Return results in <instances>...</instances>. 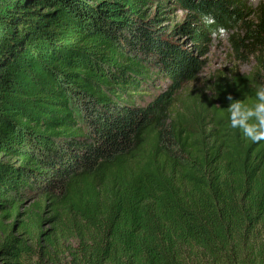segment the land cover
<instances>
[{
	"label": "trees",
	"instance_id": "1",
	"mask_svg": "<svg viewBox=\"0 0 264 264\" xmlns=\"http://www.w3.org/2000/svg\"><path fill=\"white\" fill-rule=\"evenodd\" d=\"M221 26L254 68L192 92ZM262 85L264 0H0V264H264V141L227 111Z\"/></svg>",
	"mask_w": 264,
	"mask_h": 264
},
{
	"label": "rangeland",
	"instance_id": "2",
	"mask_svg": "<svg viewBox=\"0 0 264 264\" xmlns=\"http://www.w3.org/2000/svg\"><path fill=\"white\" fill-rule=\"evenodd\" d=\"M258 1L259 0H251V3L256 5ZM186 15L187 14L185 12L179 10H175L172 13L169 12L166 16L167 21H165L164 26H167L168 29L172 28L175 24L183 22L186 18ZM210 39L212 40V43L209 47V53L206 57L201 58V60L206 64L202 70V75L200 76V79L196 85L194 84L188 87V90L192 92H198V90L204 88L214 74H221L227 69H234L236 72H240V74H249L254 68L252 60L241 64V62H237L232 58L228 34L223 40L214 39L212 36ZM192 44L193 43L189 36H183L179 42V45H181L185 50L194 52L196 55L199 54L197 48ZM169 83V80H166L164 84L161 82L157 83V87L161 85V88L158 89V92L160 93L161 91H164ZM158 92H156V94H159ZM148 100H151V98ZM0 163H14V165H18L20 162L11 159L8 156L1 155ZM37 189L38 188H36L35 191L27 193L25 196H23L19 211L20 216L17 218L18 223L28 224L29 227L36 226V216H38L39 212H42L44 209L42 189ZM5 224L8 225L10 223L6 221ZM2 238L3 234L0 231V241H2Z\"/></svg>",
	"mask_w": 264,
	"mask_h": 264
},
{
	"label": "clouds",
	"instance_id": "3",
	"mask_svg": "<svg viewBox=\"0 0 264 264\" xmlns=\"http://www.w3.org/2000/svg\"><path fill=\"white\" fill-rule=\"evenodd\" d=\"M205 25H213L216 19L211 14H205L201 17ZM228 34V29L218 27L211 32L214 39L223 40ZM256 102L249 105L242 100H233L230 95L228 99L231 101L227 108L229 126L232 129H239L242 138L253 143L264 141V85L259 86L255 93Z\"/></svg>",
	"mask_w": 264,
	"mask_h": 264
}]
</instances>
